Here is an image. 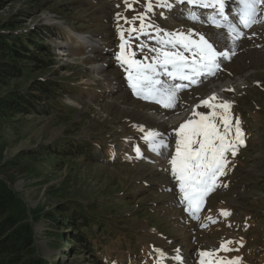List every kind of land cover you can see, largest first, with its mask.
Here are the masks:
<instances>
[{
  "label": "rangeland",
  "instance_id": "1",
  "mask_svg": "<svg viewBox=\"0 0 264 264\" xmlns=\"http://www.w3.org/2000/svg\"><path fill=\"white\" fill-rule=\"evenodd\" d=\"M168 4L171 7H161L160 0H128L127 4L125 0H6L0 10V20L7 16L19 20L17 33L47 29L53 36L45 43L55 66L35 72L30 79H60L76 93H60L62 109L55 114L20 115L0 129V180L21 200L37 251L48 264L69 260L77 264L72 255H63L70 253L69 247L44 216L65 198L103 206L100 214L115 221L107 226L111 235H101L107 238L105 244L93 249L101 264H167L163 254L173 264H200L201 251L212 252L204 257L205 264L230 260L264 264V19L243 28V37L233 45L226 29L209 22L212 9L189 7L180 0H168ZM190 12L198 19H191ZM237 12V0H228L226 14L233 19ZM141 15L144 32L138 31ZM151 24L165 32L191 30L193 39L204 34L218 51L234 52L230 59L221 58L214 76L183 94L179 109L171 115L152 110L142 98L130 94L132 89L124 81L127 73L116 60L123 29L125 37H131L127 50L135 51L138 60L150 62L155 55L150 49L159 47L151 36L160 35L147 27ZM205 29H217V33H199ZM224 87L233 92L215 95L217 100L210 102H230L229 139L238 119L244 144L237 146L235 156L228 154L226 174L218 177V186L205 198L199 219H193L180 202L178 182L170 171L173 129L192 115L193 106V110L211 112L199 103ZM149 130L165 134L169 146L161 154L144 146ZM68 138L89 142L92 159L60 164L47 157L51 146ZM222 210L230 215L223 216ZM228 240L232 250L220 249ZM78 258L93 264L85 254Z\"/></svg>",
  "mask_w": 264,
  "mask_h": 264
},
{
  "label": "snow or ice",
  "instance_id": "2",
  "mask_svg": "<svg viewBox=\"0 0 264 264\" xmlns=\"http://www.w3.org/2000/svg\"><path fill=\"white\" fill-rule=\"evenodd\" d=\"M180 2L193 7L212 9L213 15L208 18L209 22L217 29H226L227 37L232 40L233 45L244 35L240 26L250 28L264 19L260 17L261 11H264V0H237L238 12L233 19L226 14L227 0H180ZM125 3L127 4L128 0H125ZM160 6L171 7L168 0H160ZM147 8L151 11L152 4L148 3ZM190 18L198 19L194 12H190ZM137 19L141 21L138 31L144 32L146 28L144 16L141 15ZM147 27L154 28L157 34L163 33L157 41L159 47L150 49L155 53L150 62L138 60L135 51L127 50L130 47L131 37L126 38L123 29L119 32L121 43L116 60L121 67H124L128 85L133 93L144 100L161 105L164 109L176 108L178 91L184 86L165 87L164 81L158 78L161 73L173 79L178 77L180 80L194 83L195 77L202 73L214 75L220 68L221 58L230 59L234 54L228 50L218 51L211 37H206L204 34H198V39H193L194 33L191 30L176 33L165 32L155 24ZM133 31L137 29H129L130 33ZM143 48L144 45H140V49ZM145 60L148 58L145 57ZM216 100L215 95L203 100L201 105L211 109V112L193 110L190 118L173 129L175 152L169 160L170 171L178 182L180 202L186 205V211L193 219H199L205 198L218 186V177L226 174L228 154L235 156L237 146L244 144V133L238 119L234 125L235 134L229 139L233 129L230 102L227 100L210 102ZM201 105L196 107L199 108ZM141 131L144 129L142 128ZM144 139L151 150L158 154H161V149L169 146L165 134L157 130H149ZM136 151L139 155L140 149L137 148ZM221 214L230 215L223 210ZM231 243L230 240L222 242L220 249L231 251L232 249L228 247ZM199 255L200 264H205L204 257L212 255V252L201 251ZM176 259L179 261L181 257L177 256ZM227 264H238V260H230Z\"/></svg>",
  "mask_w": 264,
  "mask_h": 264
},
{
  "label": "trees",
  "instance_id": "3",
  "mask_svg": "<svg viewBox=\"0 0 264 264\" xmlns=\"http://www.w3.org/2000/svg\"><path fill=\"white\" fill-rule=\"evenodd\" d=\"M5 1L0 0V10ZM18 23V19L9 16L0 20V129L20 115L55 114L57 109H62L60 93L76 95L74 89L60 79H30L35 72L55 66L51 48L45 43L53 36L47 29L17 33ZM51 147L47 157L56 163L92 159L93 147L87 141L68 138ZM81 202L65 198L55 211L44 216L61 232L69 247L70 253L63 255H72L77 264H83L78 261V256L85 254L86 260L90 257L93 264H101L94 257L93 249H100L105 244L107 238L102 239L101 235H111L107 226L115 225V221L100 214L99 209L103 206ZM0 264H48L37 251L32 223L21 200L3 180H0ZM67 264L75 263L69 260Z\"/></svg>",
  "mask_w": 264,
  "mask_h": 264
},
{
  "label": "bare ground",
  "instance_id": "4",
  "mask_svg": "<svg viewBox=\"0 0 264 264\" xmlns=\"http://www.w3.org/2000/svg\"><path fill=\"white\" fill-rule=\"evenodd\" d=\"M204 24H207L206 22H203ZM181 24H183V23H181ZM210 26V25H209ZM212 26V25H211ZM210 26V27H211ZM209 28V27H208ZM240 28H241V31H242V29H243V27L242 26H240ZM211 31H216V33H217V29L215 30V29H213V30H211ZM211 31H209L208 32V30L207 29H205L204 31H201V32H199V33H208V34H206V35H211L212 33H211ZM197 34V33H196ZM219 34V33H218ZM217 36V35H216ZM215 36V37H216ZM221 36V35H220ZM219 38V37H218ZM225 37H223V39H224ZM197 39H198V36H197ZM88 41V40H87ZM222 90H220V91H218V90H216V91H214V93H211V95L212 94H214V95H222V94H228L229 92H233V89L231 88V87H224V88H221ZM208 98H210V97H208ZM199 104H201V102L199 103ZM194 107L195 106H193V109H194ZM193 109H192V111H193ZM191 116H188V117H185L184 119H188V118H190ZM182 122H184V120L182 121ZM174 152H175V150H174ZM167 253V252H166ZM164 256H165V258H166V263L167 264H173L172 263V260L170 259V256L167 254V255H165V254H163ZM172 257V256H171Z\"/></svg>",
  "mask_w": 264,
  "mask_h": 264
},
{
  "label": "crops",
  "instance_id": "5",
  "mask_svg": "<svg viewBox=\"0 0 264 264\" xmlns=\"http://www.w3.org/2000/svg\"><path fill=\"white\" fill-rule=\"evenodd\" d=\"M175 109H179V102L177 103V106H176V108Z\"/></svg>",
  "mask_w": 264,
  "mask_h": 264
}]
</instances>
